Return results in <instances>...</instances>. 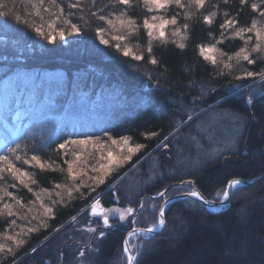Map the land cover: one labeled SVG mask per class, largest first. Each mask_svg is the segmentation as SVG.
Masks as SVG:
<instances>
[{"label":"trees","instance_id":"obj_1","mask_svg":"<svg viewBox=\"0 0 264 264\" xmlns=\"http://www.w3.org/2000/svg\"><path fill=\"white\" fill-rule=\"evenodd\" d=\"M90 2L91 0H83L84 4ZM253 2L258 0H247V4L241 8L239 0H229V6H225L223 0H208L202 14L187 21L181 10L180 20L184 19V23L190 26L188 39L182 41L186 47L180 49L176 43L168 42L165 46L156 42L153 45V55L158 63L153 65L146 51V34L143 29L138 38L133 39L139 42V54L143 53L144 59L135 61L131 56L124 57L114 47L101 44L94 34L97 27L95 21L92 23V30L87 34L81 32L78 36H66L64 40L57 38L55 43H49L37 36L28 26L17 24L10 18L11 14L30 12L28 0H0V11L11 10L9 17H0V78L7 71L16 68L59 72L62 78L60 82L56 79L40 82L32 100L24 99L13 107L8 106V111L13 109L15 112V118L11 115L5 117L12 124V129L0 148H3L5 143L10 147L20 143L23 153L24 144L39 145L43 141H50L51 147L38 154L44 159L50 156L61 165L63 161L57 157L54 150L63 139L69 138L68 134H72V138L82 139L86 134L100 135L108 131L113 138L127 135L132 137L130 143L144 144L145 148L137 153L138 157L150 152V155L153 153L158 160H173L175 149L170 153L155 146L175 127L178 116L183 120L192 117L186 126L177 129L179 136L186 132L203 137L204 132L195 129L200 121L216 112H229L239 117L240 121H246L241 126L232 148L236 154L229 155L226 151V162L212 159L196 172H192V175H186V178H191L207 198H213V195L222 191L227 181L232 178L250 179L264 174V99L260 98L264 87L258 88L253 82L254 78L236 81L232 76L216 75V68L200 56L197 47L200 44L214 43L220 36L219 22L224 18L222 14L214 18L212 25L205 24L202 19V15L215 10L213 5L218 4L221 13L227 10L235 14L239 10V23L246 26L253 18L260 17L258 13L251 11L250 4ZM107 3L109 0H98L96 7L91 8V11H96V8ZM62 6L66 7V4ZM112 10L108 8L102 14L106 15ZM116 10L118 11L119 7ZM129 14L142 24L145 10L137 7L130 10ZM45 17L47 18V14ZM33 18L39 24V18L34 15ZM73 22L77 21L73 19ZM99 26L104 25L100 23ZM209 32L212 36H209ZM106 38L111 41V34L106 35ZM242 45L243 40L234 38L225 40L217 47L231 55ZM211 54L219 59L218 53ZM233 63L235 64V61ZM245 69L260 72L264 70V64L258 61L254 65H248L247 62L241 61L239 65H235L233 75ZM235 85H240L241 88L246 85L249 87L243 88L242 96L230 95L229 90ZM202 89L205 90L202 98L193 100V97L201 96ZM250 93L256 97L252 105L246 103ZM140 95L144 96V101L139 100ZM71 98H74V104ZM132 98L135 99L133 102ZM81 101H86L92 110L84 111L79 108ZM106 102L114 106L116 111L113 114L105 111ZM68 104L66 110L75 108L80 115L62 117ZM178 105L182 106V111L178 109ZM184 106L189 109L185 110ZM201 109L204 110L199 112ZM19 111L23 112L24 116L18 113ZM71 117L74 119L71 120ZM21 119L24 123L14 134L13 130L17 129L14 124ZM152 131H158L160 135L151 139L141 136V133ZM171 143L172 141H169L170 147ZM2 154L3 151H0V155ZM145 163L146 161H143L136 170L141 178L146 176ZM23 168L30 169L28 171L37 180L39 189H48L53 182L61 181L59 171H42L38 167ZM122 173L124 172H118L117 175ZM165 177L150 182L144 181L142 193L154 195L161 191L168 182ZM179 180L181 179L173 178L172 182ZM13 184L18 186L13 188ZM109 184L110 182L101 184L95 192L83 199L76 198L67 204L54 206V215L47 217L48 227L30 233L29 240H26L14 255L6 256L0 253V257H3L0 264H11L12 260L22 253L26 254L15 264H41L44 260L50 261V264H58L61 253L65 254L70 242L72 245L73 242L64 233V229L69 225L66 224L55 233L52 230L64 223L69 224L71 216L88 218L85 208L92 200V194L103 191ZM118 184L119 186H112L102 195L101 204L104 207L116 203L120 206L134 205L140 198L136 196L133 201H128L122 192L123 181L120 180ZM0 185L6 186L23 202L24 197L28 195L27 189L11 176L0 180ZM177 188L180 192L189 190L183 186ZM113 190L119 197L117 202L113 197ZM157 199L155 198V201ZM145 200L149 201V196ZM4 201L13 203L15 212L22 211L17 209L12 198L4 197L0 204ZM200 204L202 203H186L184 198L172 201L166 211V228L155 234L143 254L138 257L137 264H264V179H259L234 193L229 206L223 210L211 211ZM82 209L84 211H81ZM145 213L138 212L135 226H149ZM18 214L8 217L5 213L0 216V236L11 228L9 222L18 217ZM91 221L94 225H100L98 218ZM117 224L115 229L103 228L105 236L94 240L92 249L95 251H89L93 253L87 258L90 259L88 264H126L120 256L125 235L124 225H119V222ZM50 233L52 235H49ZM34 247L36 251L32 252Z\"/></svg>","mask_w":264,"mask_h":264},{"label":"snow or ice","instance_id":"obj_2","mask_svg":"<svg viewBox=\"0 0 264 264\" xmlns=\"http://www.w3.org/2000/svg\"><path fill=\"white\" fill-rule=\"evenodd\" d=\"M98 0H91L90 3L84 4L83 0H28V4L31 8L30 12L25 13H15L11 14L10 12L0 11V17H9L14 19L17 24H24L31 28L37 36L42 37L43 39L49 41V43H55L57 38L59 40H64L66 36L79 35L81 32L87 34L88 31L92 30V23L95 21L97 27L94 29V34L99 38L100 43L104 45H109V47H114L117 52H121L124 57L131 56L135 61H142L144 59L143 53L137 54L133 51V47L130 45V41L133 38H138L139 33L143 29L146 32L148 37V44L146 51L148 56L151 58L150 63L156 65L158 60L153 55V44L152 41L159 40L162 45H167L169 40L166 36L165 28L166 26L171 25L173 31L171 35L173 37L181 36V41H173L177 44L178 48L184 49L186 44L182 42L183 40L188 39L189 24L183 23L180 24L181 10L183 11L184 19L191 20L194 16L201 14L206 8L207 0H109V3L102 5L101 7L96 8V11H91V8L96 7ZM225 6H229V0H223ZM66 7L62 6L65 5ZM247 4V0H239V5L243 8ZM117 7L119 10L117 11ZM137 7L143 8L145 10V15L142 20V24L137 22V18L130 15V10H133ZM212 11H208L207 14L202 15L203 22L208 25H212L214 18L223 15V21L219 22L220 36L215 40L214 43L210 44H200L197 45L199 49L200 56L204 58L205 61H209L216 68V75L218 76H232L236 81H243L246 78H258L262 83H264V70L260 72H254L245 69L241 73L233 75V70L235 65H239L241 61L247 62L248 65H254L258 61L264 62V20H258L253 18L250 24L246 26H241L238 20L239 10L233 14L227 10L220 12V6L213 5ZM108 8H112V11H108L107 14L104 13ZM251 11L253 13H258L260 17H264V0H258V2H253L250 4ZM172 14L170 16L163 15L162 13ZM47 14V18L45 17ZM39 18V24L33 18ZM26 16L27 18H22ZM75 19L77 22H73ZM158 21V23H157ZM102 23L104 26H99ZM179 25V26H178ZM111 30V32H110ZM158 33V34H157ZM111 34V41L106 38V35ZM245 34H248L245 38ZM209 36H212V33L209 32ZM234 38H240L243 40V46L240 47L237 51L229 55L224 52L221 48H218V44H223L225 40H230ZM253 39L255 40L252 43ZM216 52L219 54V59L216 55L211 53ZM235 61V64L233 63ZM151 79V77H150ZM191 83V82H190ZM204 89L201 90L200 97H193V100L201 99L204 94ZM214 91V90H213ZM230 95H243V89L240 85H235L229 90ZM256 97L251 93L246 100L248 105H252L253 99ZM260 98L264 99V93L260 94ZM224 99V98H222ZM219 101L217 102V104ZM178 109L182 111V106L178 105ZM220 115L224 117H231L234 124H239L243 126L246 121H240L239 117L233 116L229 112H224L223 114H218L215 117V120H219ZM192 117H189V120L180 119L179 116L175 122V127L171 131L163 136V139L159 140L156 144V148H163L168 150L170 153L172 149H175V154L178 158V163L183 159V154L185 152V147L180 142L179 133L177 129H180L182 126H186ZM160 132L152 131L147 133H141V136H144L148 139L158 137ZM68 139H63L61 143L57 144L56 152L57 157L63 161V164L67 166L66 170L57 164L56 160H53L50 156L48 159H44L38 153L45 148H50V141H43L39 145L36 144H24L23 145V154H21L22 145L16 143L14 147L8 146L5 143L3 148H0V151H3L4 154L0 155V180L6 179L7 176H11L19 185L26 188L29 193H32L36 201L40 202V207L43 209L44 216H53V207L57 204H67L71 200L80 198L83 199L88 193L95 192L101 184H104L106 180L113 176L114 173H118L121 168H123L133 156L145 148L144 144L140 143H130L132 137L123 135L119 138H113L108 131L103 132V137H106L105 140L103 137L95 136L94 134H86L84 138H72V134H68ZM183 139L187 140L189 137L185 136ZM191 140L199 143L196 137H191ZM110 141L111 145L117 146L120 149V153L114 155L110 146L108 145ZM169 141H172L171 147ZM92 144L93 147L98 150L105 149L108 147L106 160L107 162H102L104 157H101V160L96 161V163H89L88 159H85L81 163L84 165L82 168L83 175L78 173L74 165L77 161H80V154L76 151L75 146H86ZM126 149L127 155H124L123 152ZM229 152V155H235L236 152L231 148H224L221 151L216 153V158L221 159L224 162L227 161V157L224 156V152ZM29 153L31 155L29 156ZM90 158L95 160L93 154H89ZM75 157V159H73ZM147 158V155L142 156L136 164L132 165V168L129 171H135L139 165ZM20 162L22 165H27L29 167H38L42 171H59L61 173L67 172V182L66 183H54L52 189L41 188L39 191H34L33 186H37V180L33 178L31 173L25 170L23 167H18L17 163ZM99 165V167L96 166ZM158 165L156 161L152 162L151 171L153 175L156 174V169ZM91 172L96 173V175H89L87 169ZM163 176V173H160ZM127 176V173L124 175H117L116 179L123 181ZM167 178V177H165ZM174 178V177H173ZM90 181V183H85V180ZM253 179H264V174L260 177H253ZM252 183V180H243V179H230L227 181L226 185L220 192L216 193V198L222 201L231 202V197L234 193L240 191L243 187H246ZM179 185L185 188H190V191L180 192L176 185H169L165 189L157 192L155 197H159L163 202L156 204L155 197L151 198L152 203H148L143 196H140V203L138 208L140 211H155L154 221L146 228L143 229H130L124 240L122 241V256L121 259L126 261V264H137L138 257L143 254L144 249L147 244L151 242L157 233V229L163 230L167 226L166 219V207L171 200V196L168 195L169 191H174V195H181L185 199L186 203L200 204L201 207L205 205L211 206L214 203V200H206L203 194L200 191H197L194 187V181L192 179L179 180ZM18 185L13 184L12 187L16 188ZM82 188H87V192L82 191ZM114 196H115V190ZM53 192L57 199H53L51 206L43 202L41 193H46L51 199ZM0 200H3L4 197H10L14 201L15 205H19L21 208L28 207V211H32V205L34 201H30L28 205H25L23 201L15 196L12 191H9L8 188L4 185H0ZM65 197L67 199H65ZM115 199H119L118 196ZM99 197L92 202L91 208L93 214H96V209L99 205ZM223 206V205H221ZM81 211H84L83 209ZM103 213V224L106 228H112L116 225L111 224L110 218L118 216L121 223L126 222V217L131 215V222L133 224L137 223V208L127 207L126 209L121 210L118 207H112L108 209H101ZM6 215L8 217H13L18 213L14 211V204L4 201L0 204V216ZM109 213L112 214V217L109 216ZM36 219L35 216L32 217ZM69 220L73 223H77V216H71ZM30 223V221H29ZM16 225V220L12 219L9 222V227ZM48 224L44 219L40 220V223L34 227H27L25 230L24 227H21L20 232H14L9 235L7 232L4 233V236L7 240L12 241V244L15 246H9L5 243H0V253L13 254L16 248H20L26 243V240L22 237H27L30 233L39 231L40 228H47ZM63 227V226H60ZM80 228L88 233H95L97 229L95 227L80 225ZM59 230L53 229L52 232L55 233ZM139 231L142 233V236L138 241L132 244L128 240V236H133ZM49 235H52L50 233ZM100 237L105 236L104 231L99 232ZM47 239V237L45 238ZM79 245L80 241H76ZM85 248L91 250V243H86L79 247L76 255L80 258H83L85 255ZM32 252H35L36 249H31ZM63 253H61V257ZM15 264V261H13ZM43 264H49L48 261H44Z\"/></svg>","mask_w":264,"mask_h":264},{"label":"rangeland","instance_id":"obj_3","mask_svg":"<svg viewBox=\"0 0 264 264\" xmlns=\"http://www.w3.org/2000/svg\"><path fill=\"white\" fill-rule=\"evenodd\" d=\"M162 14L166 15V16H170L172 13L169 12V13H162ZM199 15L200 14H198V16ZM256 19H258V20L263 19L264 20L263 17L262 18L256 17ZM157 23H158V21H157ZM183 23H184V19L180 20V24L182 25ZM173 30L174 29L171 25L166 26V28H165L166 36L168 37L169 42L174 43L173 41H181V36L178 35L176 37H173L171 35ZM145 34H146V32H145ZM247 35L248 34H245V38ZM144 40H145L146 45H147V41H148L147 35H146ZM156 42L161 43L159 40H155V41H152V44L154 45ZM254 42H255V40L253 39L252 43H254ZM130 45L133 47V51L136 52L137 54H139V52H140L139 42L136 39H132L130 41ZM263 64H264V62H263ZM54 79H56L57 82L62 81V78L60 77L59 72H56V73L50 72V71L39 72V71L34 70V69H24V68L12 69L10 72L7 71V73H4V75L1 76V78H0V145L7 140V138H8L7 136L10 132L9 130L12 129V124L5 117L7 115H11L12 118H15L14 117L15 112H13V109H12V111L11 110L8 111V109H7L8 106L13 107L14 105L18 104L19 102L24 101V99H28V101L32 100L34 98V95L36 93L37 87H38L40 82H42V81H49L50 82ZM253 82L255 83V85L258 88L260 86L264 87V83H262L258 78H254ZM247 86L249 87V85H246L243 88H246ZM250 86H252V84ZM134 98L131 99L132 102H133V100H135ZM73 99L74 98H71V102L73 101ZM139 100L144 101L145 100L144 96L140 95ZM74 101L72 102L73 104H74ZM67 107H69V104L66 106V108H64V110H66ZM104 107H106L105 111L107 113L110 112L111 114H113V112L116 111L114 109V106L112 107V104H109V102H106ZM79 108H81L84 111L92 110L91 106H89L86 101H81ZM184 108H185V110L189 109L188 107L186 108L185 106H184ZM71 109H68L65 112H63L62 117L72 116V115H75V116L80 115V112L77 109H75V108H74V110H71ZM203 110L201 109V110H199V112H201ZM70 111H72V112H70ZM18 113H20V114H22V116H24L23 112L19 111ZM218 114H223V113H219V112L213 113L210 116H208L207 118L200 121L197 124V126L195 127V129L197 131H203L204 132L203 137L195 136L192 133L186 134V132L182 133L179 136L181 138L180 139L181 144L185 147L183 159L179 163L177 162L178 158L176 155H175V159H173V160H167V159H162V158H160L158 160L156 158V155H154L152 153V155H153L152 156V155H150L151 154L150 152H147V154H145V155H147V158L144 160V162L146 161L145 164L147 165L146 176H145V178H141L139 172H136L137 169L133 172L129 171L132 168V165L136 164L137 161H139L142 156H145V155H140L138 157V155L136 153L133 156L132 160H130L123 168H121L119 170V172H121V171L124 172L120 175H124L125 173H127L126 178L123 180V186L121 185L122 192L126 196V199L128 201H133L136 196H143L144 198H147L149 196L150 200L147 202L152 203L153 201L151 198L155 197V194L157 192L154 195L142 193L143 192L142 186H143L144 181L150 182L152 180L154 181L158 178H162L163 176H166L168 178L167 179L168 182L166 183L165 187L163 188V189H165L167 186H169L171 184L175 185L176 183H179V182H175V181L172 182L173 177L176 179L179 178V179H184V180L191 179V178H186V175H188V174L192 175L193 174L192 172H196L197 170H199L204 163H206L207 161H210L212 159H215L217 152L221 151L224 148H231L232 149L235 145V140H236L237 136L239 135V132L241 131L242 127L238 126V124H234L232 122L231 117H224L223 115H220L219 120L218 121L215 120V117ZM71 118H72L71 120L74 119L73 117H71ZM23 119H25V118H23ZM74 121H76V120H74ZM23 123H24V120L21 119V120L17 121L16 124H14V126L17 127L16 130H13L14 134H16V132L20 129L19 127L21 126V124L23 125ZM95 136L103 137V133H101L100 135H95ZM185 136L189 137V139H187V140L183 139ZM191 137H196L197 140L199 141V143H197L194 140H191L190 139ZM103 138L105 140H107L106 137H103ZM108 145L110 146L114 155L120 153V149L117 146L111 145L110 141H108ZM75 147H76V151L80 154V161H77L76 165H74V168L81 175H83L82 168L84 167V165L81 162L84 161L85 159H88L89 163H96V161L101 160V157H104L105 159H103L102 162H104V163L107 162L106 155H107V151L109 150L108 147H106L105 149H101V150H98L97 148L93 147L92 144H88L86 146H75ZM90 153L95 156V160L90 158V156H89ZM21 154H23V153L21 152ZM123 154L127 155L126 149L124 150ZM73 159H75V157H73ZM153 161H156L157 165H158L155 175H153V173L151 171V165H152ZM15 163H17V166L20 165L21 167L30 168L27 165H22L20 162H15ZM60 166L62 168H64L65 170L67 168V166L64 165L63 163H61ZM96 166L99 167L98 164H96ZM28 170H30V169H28ZM87 170L89 172V175H96V173L91 172L90 168ZM160 173H163L164 175L161 176ZM117 174L118 173H114L112 177H110L106 180V182L104 184H107L109 182H110V184L103 191L96 192V194H92V200L90 201V203L85 208L87 210V213L90 211L91 204L96 199L97 196L99 197V201H100L99 203L101 204L102 195L106 191H108L112 186H115V185L119 186L118 183L120 182V180L116 179V177H115V176H117ZM60 178H61V181L57 182V183H62V184L66 183L67 182V172L65 171V172L61 173ZM54 183H56V182H53L51 184V187L48 189H52L54 186ZM85 183H90V181H88L86 179ZM34 191H39V188L37 186H35ZM82 191L87 192L88 190H87V188H82ZM174 191H175V189L172 191H169L168 195L171 197L174 196V194H173ZM187 191H184V192H187ZM219 192L222 194L221 190ZM112 193H113V197L115 199L116 192H115V196H114V192H112ZM88 194H90V193H88ZM41 195L43 198V202L45 204H48L49 206H51V202L53 199H57L54 192L52 194L51 199H49V196L46 193H41ZM213 196L216 198V193ZM155 198H158L155 201L156 204L163 202L159 197H155ZM65 199H67V198L65 197ZM178 199H182V198H178ZM23 200H24L23 203L25 205H28L30 201H34L35 203L32 205L33 210L28 211V207L21 208L19 205H16L17 209H20L22 211L16 210L17 212H19L18 217L15 218L16 225L9 228L6 231L9 235L13 234L14 232H20L21 227H24L26 230L27 227L37 226L40 223L41 219H44L46 221V223L48 224V219H47V217L44 216L43 209L40 207V202L36 201V198L32 193L29 194V192H28V195H26ZM115 200L117 202V199H115ZM139 203H140V198L138 199V201L134 205L131 204V205H126V206L125 205L120 206L116 203L114 205L106 207V209L112 208L114 206L120 208L121 210L126 209L127 207H134V208H137V214L136 215H138V212L140 211L138 208ZM171 203H172V201H169L167 203L166 209L168 208V206ZM99 207H100V205H98L97 208H99ZM143 212H146L145 217H146V220L148 221V223L150 225L155 219V211L148 210V211H143ZM131 215L132 214H129V216L126 217L125 223H121L119 221L118 216H116L114 218H110L111 224L118 226L117 223L119 222L120 223L119 225L123 224L124 225L123 227H127V226H129V224L132 223L131 222ZM33 216H35L36 219H33L32 218ZM109 216L112 217V214L109 213ZM93 218H92V216L90 217L88 215V218L86 217L85 219L84 218H78L76 224H73L69 220L71 223L70 222H69V224L64 223L62 225L64 227L66 226V224L69 225L68 227H66L64 229V233L67 235L66 237L69 238L73 242V245L70 242L69 246L66 249V253L63 254L62 257L60 256L61 258H60V262L58 264H88L90 259H87V258H89L91 256V254L95 251V249H92L94 240L96 241L97 239H99L100 238L99 232L103 231V227L101 224L98 226V225H94L91 223L92 222L91 219H93ZM29 221H30V223H29ZM80 225L95 227L97 229V231L95 233H88V232L84 231L83 229H81ZM60 228H62V227L59 226V229ZM113 228L114 227L107 228V229H113ZM40 229H43V228H40ZM140 237H141V235L133 236L130 238V241L132 240V244H134L138 241V239ZM22 238H24L25 240H29L28 236L22 237ZM76 241H80V244L78 245L76 243ZM89 242L91 243V249L93 252L92 251L89 252L90 250L85 248L84 257L80 258L79 256H77L76 253H77L79 247L86 244V243H89ZM0 243H5L6 245L15 247L12 244V241L6 239L4 234H2L0 236ZM17 250H18V248L15 249L13 254H6V251L4 254L6 256L7 255H9V256L14 255ZM25 254L26 253H22L20 256L15 257L12 260L11 264H13V261H15V263L18 262V260L21 257H23ZM120 256H122V251H121ZM63 258H65V261H63ZM2 259H3V257H0V261ZM7 259L10 260V258H7ZM43 262L41 264H43ZM37 264H39V263H37ZM49 264H50V261H49ZM117 264H119V263H117Z\"/></svg>","mask_w":264,"mask_h":264},{"label":"water","instance_id":"obj_4","mask_svg":"<svg viewBox=\"0 0 264 264\" xmlns=\"http://www.w3.org/2000/svg\"><path fill=\"white\" fill-rule=\"evenodd\" d=\"M261 175H258V176H255V177H260ZM232 179H237V178H232ZM239 179H242V178H239ZM243 180H252V183H254L255 181H257V180H259V179H253V177L252 178H250V179H243ZM251 183V184H252ZM172 185V184H171ZM205 197V196H204ZM178 198H183V196H181V195H174V196H172L171 197V200L170 201H172V200H174V199H178ZM205 199L206 200H210V199H207L206 197H205ZM203 203V202H202ZM229 204V202L228 201H222V200H218V201H215L214 200V203L211 205V206H207V205H205L208 209H210V210H212V211H220V210H222V206L221 205H224V204ZM99 205H100V207L99 208H97L96 209V215H98L99 216V218H100V220H101V222H102V224H103V213H102V211H101V209H106V207H104V206H102L100 203H99ZM213 207H217V208H213ZM88 214L90 215V216H94V214H93V212H92V208L90 209V211L88 212ZM110 222V221H109ZM103 226H104V224H103ZM148 227V226H147ZM115 228H117V227H114L113 229H115ZM143 228H146V227H138V226H135V225H133V223H131V224H129V226H127V227H124L123 229L125 230V236H126V234H127V232L130 230V229H143ZM160 231V229H157V232H159ZM137 232H139V231H137ZM125 236H124V238H125ZM129 237L130 236H128V240H129Z\"/></svg>","mask_w":264,"mask_h":264},{"label":"bare ground","instance_id":"obj_5","mask_svg":"<svg viewBox=\"0 0 264 264\" xmlns=\"http://www.w3.org/2000/svg\"><path fill=\"white\" fill-rule=\"evenodd\" d=\"M176 186H180L179 185V183H176L175 184ZM194 187H195V189L197 190V191H200L197 187H196V185L194 184ZM191 189L189 188V190L188 191H190ZM201 192V191H200ZM202 193V192H201ZM203 194V193H202ZM203 196H205L204 194H203ZM206 197V196H205ZM207 198V197H206ZM207 199H210V200H215V201H218L219 199H217V198H215V197H213V198H207ZM174 200H176V199H174ZM174 200H172V201H174ZM202 203V202H201ZM167 206V204H165V207ZM229 206V204L227 203V204H224L221 208H222V210L223 209H225L226 207H228ZM206 207V206H205ZM213 208H217V207H213ZM210 210V209H209ZM212 211V210H211ZM142 233L141 232H136L135 233V235H133V236H139V235H141ZM125 236V235H124ZM133 236H130L129 237V241H130V238L131 237H133ZM124 240V239H123ZM131 242H132V240H131Z\"/></svg>","mask_w":264,"mask_h":264},{"label":"flooded vegetation","instance_id":"obj_6","mask_svg":"<svg viewBox=\"0 0 264 264\" xmlns=\"http://www.w3.org/2000/svg\"><path fill=\"white\" fill-rule=\"evenodd\" d=\"M88 215H89V214H88ZM89 216H90V215H89ZM90 217H91V216H90ZM93 217H94V218H98V219H99V222H100V224L102 225V227H103V228H106L105 226H103V224H102V222H101V220H100V218H99V216H98V215L94 214V216H92V218H93ZM94 218H93V219H94ZM110 223H111V221H110Z\"/></svg>","mask_w":264,"mask_h":264}]
</instances>
